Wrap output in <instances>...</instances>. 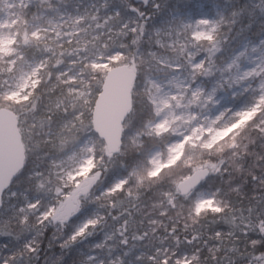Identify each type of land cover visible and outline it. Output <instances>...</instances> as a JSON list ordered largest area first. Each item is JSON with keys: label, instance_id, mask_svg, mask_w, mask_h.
I'll use <instances>...</instances> for the list:
<instances>
[{"label": "snow or ice", "instance_id": "obj_1", "mask_svg": "<svg viewBox=\"0 0 264 264\" xmlns=\"http://www.w3.org/2000/svg\"><path fill=\"white\" fill-rule=\"evenodd\" d=\"M0 264H264V0H0Z\"/></svg>", "mask_w": 264, "mask_h": 264}]
</instances>
